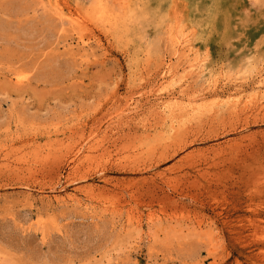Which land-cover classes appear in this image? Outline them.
I'll return each instance as SVG.
<instances>
[{
    "label": "rangeland",
    "instance_id": "rangeland-1",
    "mask_svg": "<svg viewBox=\"0 0 264 264\" xmlns=\"http://www.w3.org/2000/svg\"><path fill=\"white\" fill-rule=\"evenodd\" d=\"M0 264H264V0H0Z\"/></svg>",
    "mask_w": 264,
    "mask_h": 264
},
{
    "label": "bare ground",
    "instance_id": "bare-ground-1",
    "mask_svg": "<svg viewBox=\"0 0 264 264\" xmlns=\"http://www.w3.org/2000/svg\"><path fill=\"white\" fill-rule=\"evenodd\" d=\"M174 3H175V2H174ZM181 6H182V5H181ZM118 7H119V6H118ZM175 9H176V8H175ZM178 41H179V40L177 39V42H178ZM178 44H179V42H178ZM141 87H142V86H141ZM120 102H121V101H120ZM124 111H125V110H124ZM154 111H155V110H154ZM121 112H122V111H121ZM116 113H117V112H116ZM123 113H124V112H123ZM155 114H156V113H155ZM119 115H120V112H119V114L116 115V117L119 116ZM120 120H121V119H120ZM117 125H118V124H117ZM98 127H99V126H98ZM123 127H124V126H123ZM97 129H98V128H97ZM124 129H125V127L122 128V132H123V133H125ZM95 130H96V129H95ZM78 131H79V130H78ZM129 131H130V128H127V133H128V134H127V135H122V134H121V135H122V138H123L124 140L127 139V138L130 136V132H129ZM110 132H111V131H110ZM115 132H116V131H115ZM102 133H103V132H102ZM118 133H119V132H118ZM77 134H78V133H77ZM79 134H80V132H79ZM90 134H91V133H90ZM93 134H94V133H93ZM105 134H106V133H105ZM132 134H133V133H132ZM67 136H68V135H67ZM74 136H75V135H74ZM80 136L82 137V135H80ZM81 137L79 138L80 140H81ZM88 137H89V136H88ZM95 137H96V136H95ZM95 137H94V138H95ZM92 138H93V137H92ZM103 138H104V137H102V139H103ZM85 139H86V138H85ZM88 139H89V138H88ZM90 140H91V139H90ZM66 141H67V140H66ZM96 141H97V140H96ZM80 142H81V141H80ZM122 142H124V141L122 140ZM133 142H134V141H133ZM78 143H79V142H78ZM85 143H88V142H85ZM106 143H107V142H106ZM115 144H116V143H115ZM77 145H78V144H77ZM64 146H65V145H64ZM93 147H94V145H93ZM96 147H97V146H96ZM102 147H103V146H102ZM112 147H113V145H112ZM115 147H116V146H115ZM117 147H118V145H117ZM72 148H73V147H72ZM90 148H91V146H90ZM99 148H100V147H99ZM113 148H114V147H113ZM73 149H74V148H73ZM93 149H95V148H93ZM71 150H72V149H71ZM71 150H70V153H71ZM80 151H81V149H79L78 152H80ZM93 151H94V150H93ZM60 152H61V151H60ZM119 152H120V151H119ZM42 154H43V153H42ZM66 154H67V153H66ZM107 154H108V153H107ZM111 154H112V153H111ZM91 155H92V154H91ZM92 157H93V155H92ZM45 158H46V157H45ZM54 158H55V157H54ZM56 159H57V158H56ZM85 159H86V158H85ZM90 159H91V158H90ZM52 160H54V159H52ZM97 163H98V162H97ZM41 165H42V164H41ZM100 167H101V166H100ZM102 167H103V166H102ZM91 168H92V167H91ZM99 172H100V171H99ZM94 175H95V174H94ZM109 181H110V180H109ZM172 184H173V183H172ZM163 185H164V184H163ZM180 185H181V184H180ZM182 185H183V183H182ZM182 185H181V186H182ZM134 186H135V185H134ZM167 186H168V185H167ZM165 187H166V186H165ZM177 187H178V186H176L175 189H177ZM117 188H118V187H117ZM147 188H148V187H147ZM159 188H160V187H159ZM170 188H171V187H170ZM179 188H181V187H179ZM138 189H139V191H140L141 188H138ZM142 189H143V188H142ZM142 189H141V190H142ZM183 189H184V188H183ZM115 190H116V189H115ZM179 190H180V189H179ZM184 190H185V189H184ZM129 191H130V190H129ZM136 191H137V190H136ZM142 191H143V190H142ZM144 191H145V189H144ZM144 191H143V192H144ZM154 191H155V190H154ZM167 191H168V190H167ZM182 191H183V190H181V192H182ZM114 192H115V191H114ZM126 192H127V190H126ZM132 192H133V191H132ZM146 192H147V191H146ZM156 192H157V191H156ZM179 192H180V191H179ZM181 192H180V193H181ZM187 192H188V191H187ZM189 192H190V191H189ZM119 193H121V192H119ZM127 193H128V192H127ZM182 193H183V192H182ZM143 194H145V197L147 196L146 193H143ZM159 194H160V193H159ZM183 194H184V193H183ZM115 195H116V194H115ZM120 195H121V194H120ZM137 195H138V194H137ZM148 195H149V192H148ZM165 195H166V194H165ZM179 195H181V194H179ZM87 196H88V195H87ZM117 196H118V195H117ZM117 196H116V197H117ZM121 196H122V195H121ZM141 196H142V194H141ZM143 196H144V195H143ZM183 196H184V195H183ZM130 197H131V196H130ZM130 197H129V199H130ZM176 197H177V196H176ZM181 197H182V195H181ZM137 198H138V197H137ZM164 198H165V196H164ZM171 198H172V197H171ZM171 198H170V199H171ZM123 199H124V198H123ZM132 199H135V197H133ZM138 199H140V198H138ZM161 199H162V198H161ZM165 199H166V198H165ZM165 199H164V201L167 200V199H166V200H165ZM118 200H119V199H118ZM157 200H159V199H157ZM171 200H172V199H171ZM123 201H124V200H123ZM126 201H127V200H126ZM137 201H138V200H137ZM137 201H135V202H137ZM152 201H153V200H152ZM168 201H169V200H168ZM142 202H143V201H142ZM123 203H126V202H123ZM140 203H141V202H140ZM145 203H147V202H145ZM156 203H157V202H156ZM134 204H135V203H134ZM149 204H150V203H149ZM151 204H152V203H151ZM153 204H154V203H153ZM146 205H148V204H146ZM151 206H152V205H151ZM174 207H175V206H174ZM172 208H173V207H172ZM111 209H112V208H111ZM200 222H201V221H200Z\"/></svg>",
    "mask_w": 264,
    "mask_h": 264
}]
</instances>
